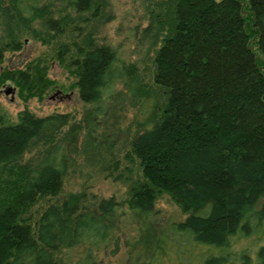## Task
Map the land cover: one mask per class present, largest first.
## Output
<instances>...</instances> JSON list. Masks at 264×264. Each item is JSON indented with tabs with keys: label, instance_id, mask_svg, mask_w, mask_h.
I'll list each match as a JSON object with an SVG mask.
<instances>
[{
	"label": "trees",
	"instance_id": "obj_1",
	"mask_svg": "<svg viewBox=\"0 0 264 264\" xmlns=\"http://www.w3.org/2000/svg\"><path fill=\"white\" fill-rule=\"evenodd\" d=\"M142 3L148 71L97 41L108 0H0V63L28 38L49 44L88 105L67 132L68 112L0 115V264H113L122 248L123 264H264V0ZM44 58L4 67L0 86L42 98L55 82ZM124 91L129 140L97 137ZM83 129L81 152L126 184L123 199L84 182L63 192ZM166 196L183 217H161Z\"/></svg>",
	"mask_w": 264,
	"mask_h": 264
},
{
	"label": "rangeland",
	"instance_id": "obj_2",
	"mask_svg": "<svg viewBox=\"0 0 264 264\" xmlns=\"http://www.w3.org/2000/svg\"><path fill=\"white\" fill-rule=\"evenodd\" d=\"M108 3L112 18L97 30V41L110 44L117 50L120 59L125 62L134 61L141 71L149 69L153 56L152 49L148 47L150 39L142 42L139 40L142 28L148 24L142 0H108ZM42 56L47 58L49 64L48 77L55 81L52 87L43 94L42 98L32 96L24 100L18 94L17 88H14V84H2L0 86V115H4L5 121H15L17 113L24 107L36 115L68 112L71 116L70 123L63 128V131L67 132L73 124L83 121L82 118L88 105L79 98L76 87L72 85L75 76L61 66L57 58L53 57L51 45L28 38L23 41L20 50L5 52L4 59L0 63V70L4 67L24 68L28 62L38 57L46 61ZM124 93H126L125 97L114 98V110H110L107 115L98 120L95 132L97 137L104 132L115 131L119 132L118 140L120 139L121 143L126 139L129 140L138 110L136 105H130V92L124 91ZM83 132L84 129L79 134V142L75 144L76 146L70 151L67 150L68 169L64 177L63 192L78 190L84 182V184H89V189L98 196L115 195L119 200L123 199L127 192L126 184L121 180L105 177L101 172V165L88 162L81 152ZM156 205L161 211V217H183L178 207L167 196L159 199ZM126 218L127 215L123 216L122 228L128 234L133 235L135 234L134 224ZM78 252L79 247L71 249L70 254L73 257ZM113 257L111 258L113 264H123L124 248Z\"/></svg>",
	"mask_w": 264,
	"mask_h": 264
},
{
	"label": "water",
	"instance_id": "obj_3",
	"mask_svg": "<svg viewBox=\"0 0 264 264\" xmlns=\"http://www.w3.org/2000/svg\"><path fill=\"white\" fill-rule=\"evenodd\" d=\"M12 89V87L10 88V90Z\"/></svg>",
	"mask_w": 264,
	"mask_h": 264
}]
</instances>
